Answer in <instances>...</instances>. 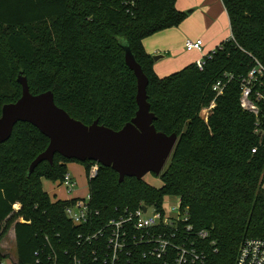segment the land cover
<instances>
[{"label": "trees", "instance_id": "trees-1", "mask_svg": "<svg viewBox=\"0 0 264 264\" xmlns=\"http://www.w3.org/2000/svg\"><path fill=\"white\" fill-rule=\"evenodd\" d=\"M121 2L0 0V114L20 98L21 73L32 95L51 91L55 105L71 118L120 130L137 111L136 78L122 49L128 44L148 79L153 126L176 134L177 143L158 176L159 188L135 178L119 183L114 171L100 165L89 178L92 163H81L89 210L96 214L89 223L99 228L140 206L162 209L164 197H178L194 232L208 233L202 241L194 233L189 237L204 253L203 264H234L244 240H264V143L254 134V116L240 107L238 81L255 61L264 67V0H221L231 38L203 58L202 69L193 63L164 78L154 73L142 42L178 27L187 14L176 9V0H137L131 14ZM226 74L233 80L215 97L212 86ZM213 100L205 123L200 113ZM47 146L48 139L27 123H17L0 144V242L13 227L16 264H35L49 246L59 264H70L81 251L85 264H100L91 256L97 242L80 248L76 237L86 228L64 214L76 199L53 201L41 185L42 179L59 183L66 165L78 161L56 154L52 165L42 162L27 175ZM144 250L131 247L118 264H163L144 257ZM5 258L0 249V263Z\"/></svg>", "mask_w": 264, "mask_h": 264}, {"label": "built area", "instance_id": "built-area-1", "mask_svg": "<svg viewBox=\"0 0 264 264\" xmlns=\"http://www.w3.org/2000/svg\"><path fill=\"white\" fill-rule=\"evenodd\" d=\"M136 2L137 0H122L121 5L124 8V13L131 14ZM184 49L186 52H201L203 42L200 39L186 40ZM203 58L195 63L199 69H202ZM232 80L233 76L226 74L223 79L217 81L212 86V91L216 94L215 97L221 95L226 85ZM262 80H264V67L258 61H255L254 67L247 75L238 79L239 104L243 111L255 118L254 134L259 138V145L264 143V130L262 129L264 93L259 90L263 88ZM214 105L215 101L213 100L209 107L201 111L204 112V116L211 112ZM201 119L206 123L208 117H204V119L201 117ZM257 149L253 148L251 153L255 154ZM91 163L88 171L89 178H93L98 171V164ZM58 185L65 187L70 192L75 187V182L71 175L66 173ZM88 204V195L86 199L78 198L74 203L65 207L64 214L74 226L86 228L76 237L77 245L80 248L97 242L91 251L94 262L118 264L122 257L130 255L131 247L139 246L145 248L144 257L163 264H203L205 261L204 253L194 246L189 237L194 233L196 239L202 241L207 239L208 233L206 231L194 232L193 226L188 224L187 210L181 207L180 200L174 208L175 213H167L165 209H156L154 206H140L137 210L125 212L117 220H111L99 228H94L93 223H89L96 214L93 215L90 212ZM149 209H152L150 213ZM86 225L88 226L86 227ZM49 250L50 253L45 254L44 257H37L35 264H59L58 257L50 246ZM83 252L71 257L70 264H85ZM234 264H264V240H244L239 246Z\"/></svg>", "mask_w": 264, "mask_h": 264}, {"label": "water", "instance_id": "water-1", "mask_svg": "<svg viewBox=\"0 0 264 264\" xmlns=\"http://www.w3.org/2000/svg\"><path fill=\"white\" fill-rule=\"evenodd\" d=\"M122 49L125 65L136 78L137 111L134 118L118 131L99 125L98 120L86 126L71 118L55 105L51 91L32 95L26 77L19 73L20 98L1 108L0 144L10 138L17 123L32 125L48 139L47 148L30 164L28 176L42 162L52 165L56 154L67 160L93 162L110 168L118 175L119 183L125 178L140 181L147 174L158 177L162 173L177 143V135L156 131L153 126L155 116L147 102L148 79L129 45H123ZM151 57L157 62L164 55Z\"/></svg>", "mask_w": 264, "mask_h": 264}, {"label": "crops", "instance_id": "crops-1", "mask_svg": "<svg viewBox=\"0 0 264 264\" xmlns=\"http://www.w3.org/2000/svg\"><path fill=\"white\" fill-rule=\"evenodd\" d=\"M175 6L180 12L189 11L185 20L178 27L159 32L144 39L142 42L148 55H164L163 59L153 62V71L159 78L167 77L170 73H175L190 64L196 63L206 54L213 51L220 43L231 38L229 19L221 0H176ZM198 39L203 42L202 51L186 53L184 42L186 40L195 41ZM66 167L68 173H70L69 169L73 170L71 164H67ZM45 182L50 183L42 179L41 185L46 184ZM59 187L58 183H54L53 187L50 186V190H54L53 192L43 191L52 198V195L54 196L55 194V189H61ZM74 188L70 192L67 191V194L70 195L74 191ZM78 198L75 194H71L64 200ZM8 234H11L10 240L13 241L15 250L13 227L10 228ZM14 262H16V250Z\"/></svg>", "mask_w": 264, "mask_h": 264}, {"label": "rangeland", "instance_id": "rangeland-1", "mask_svg": "<svg viewBox=\"0 0 264 264\" xmlns=\"http://www.w3.org/2000/svg\"><path fill=\"white\" fill-rule=\"evenodd\" d=\"M187 12H189V11H184L183 13H187ZM188 53H190V52H188ZM210 113H206V115L204 116V112H201L200 117H203V119H204V117L207 118L210 115ZM70 164L73 167V170L69 169L68 171H70L69 174L70 175L72 174L71 177H72L73 181L76 183L74 191L71 194L72 195L75 194L77 197H79V199H86V197L88 195V186H87V179H86L84 166L78 162H72ZM143 180L148 185H150L154 188H159L161 186V182L157 176L147 174L143 178ZM45 183L46 184H42L43 190L48 191L49 193L53 192L54 190L51 189L52 190L51 191L50 186L53 187V184L57 183V182L52 181V182H50L51 184L50 183L48 184V182H45ZM59 188H61V189H58V188L55 189V194H54L55 197L52 195V198H51L52 200H56V199L64 200L65 198H67L68 196L71 195V194L70 195L67 194V189L65 187L60 186ZM178 203H179L178 197H174V196L164 197L163 203H162V208L165 209L167 213H175L174 208L178 205ZM151 211H152V209H149V213ZM8 233H7V235H5V237L0 242V249L2 250V252L7 257L3 261L2 264H14L15 263L14 262L15 261V250H14V246H13V241L10 240L11 234H8Z\"/></svg>", "mask_w": 264, "mask_h": 264}]
</instances>
